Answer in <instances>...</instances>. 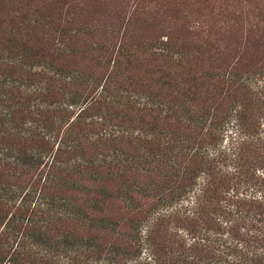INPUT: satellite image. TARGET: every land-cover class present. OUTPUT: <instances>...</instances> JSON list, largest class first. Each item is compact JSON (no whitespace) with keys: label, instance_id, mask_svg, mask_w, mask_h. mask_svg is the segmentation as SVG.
<instances>
[{"label":"trees","instance_id":"1","mask_svg":"<svg viewBox=\"0 0 264 264\" xmlns=\"http://www.w3.org/2000/svg\"><path fill=\"white\" fill-rule=\"evenodd\" d=\"M8 11L0 264H264V59L230 66L224 111L181 80L190 59L174 25L145 46L158 64L140 81L124 32ZM67 41L107 71L87 96L85 72L59 63L76 53Z\"/></svg>","mask_w":264,"mask_h":264},{"label":"rangeland","instance_id":"2","mask_svg":"<svg viewBox=\"0 0 264 264\" xmlns=\"http://www.w3.org/2000/svg\"><path fill=\"white\" fill-rule=\"evenodd\" d=\"M0 1V6L11 7V11H8L11 17L34 10L46 20H58L65 14H73L84 21L93 34L96 30H103L108 35L114 32V40H117L118 32H124V44L137 54L138 62L134 70L139 74L135 75V79L140 81L150 78L151 72L148 71L155 70L158 64L145 56V46L153 39L164 41L174 25L178 30L173 33L177 48L187 54L191 61L182 69L181 80L186 87L194 86L190 87V91H201V98L213 96L216 100H222L220 108L224 111L230 105V66L248 71L259 66L264 59V0ZM8 2L10 5H7ZM198 2L201 3L199 13L196 10ZM235 6L241 8L243 15L231 14ZM66 44L76 53L73 57L62 56L59 63L69 67L68 70L76 68L85 72V75H81L90 82L87 96L94 77H105L107 71L100 69L95 73L100 65L82 48V43L78 42L75 48L70 41ZM59 55L63 54L56 56Z\"/></svg>","mask_w":264,"mask_h":264}]
</instances>
